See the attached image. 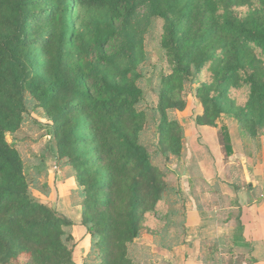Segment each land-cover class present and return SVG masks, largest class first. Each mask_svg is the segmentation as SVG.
Instances as JSON below:
<instances>
[{
  "label": "trees",
  "instance_id": "obj_1",
  "mask_svg": "<svg viewBox=\"0 0 264 264\" xmlns=\"http://www.w3.org/2000/svg\"><path fill=\"white\" fill-rule=\"evenodd\" d=\"M147 3L151 18L163 22L169 66L152 114L155 152L182 157L186 133L172 114L185 111L186 90L206 68L210 82L193 93L203 108L197 125L217 127L232 115L241 136L257 142L264 136V0ZM137 10L136 0H0V264H76L73 222L32 194L7 140L30 109L52 122L57 163L74 172L81 226L91 237L84 264H134L131 247L144 235L145 214L174 193L142 138L150 126L140 108L143 73L133 64L120 82L92 76L96 65L115 60L119 29L132 26ZM245 89L247 101L234 111L230 94Z\"/></svg>",
  "mask_w": 264,
  "mask_h": 264
},
{
  "label": "rangeland",
  "instance_id": "obj_2",
  "mask_svg": "<svg viewBox=\"0 0 264 264\" xmlns=\"http://www.w3.org/2000/svg\"><path fill=\"white\" fill-rule=\"evenodd\" d=\"M136 2L138 10L133 17L132 26H124L119 29V36L113 46L116 53L115 60L108 65H96L92 76L98 80L110 79L113 82H120L122 71L133 64L143 73V78L139 81V86L144 93L140 108L150 114V126L142 138L153 155L154 161L166 174V181L174 189V193L165 196L158 203L154 212L145 214L142 221L144 235L132 245L131 257L134 264H172L169 258L170 252L173 253L175 248L180 246L182 240L179 237L186 233L182 229L185 221L186 203L187 207L188 203L198 201L197 199L210 203V195L199 194L197 191L185 194L181 188L184 183V174L192 177L189 183L195 186L196 178L193 177V173L196 174V171L199 170L198 164H195L198 158L197 153H199L196 148L197 146L199 148L206 147L202 143L200 128L197 125V118L203 114V108L193 93L200 84L210 82V71L206 68L199 75V85L188 86L186 92L189 94V99L185 111L172 114L183 125L186 133L184 155L180 158L164 159L155 152L158 136L156 135V123L152 117L158 104L161 78L169 73L168 61L160 48L163 22L151 18L147 0H136ZM76 10L75 8V12H72L73 16H75ZM236 13L239 16H244L248 10L244 8L237 10ZM247 94V89L232 91L227 105L237 111L245 105ZM216 128L223 149L227 145L230 147V135H233L244 153H253L255 150L258 153L261 151L259 154L263 155L261 140L264 136L258 138L257 142L254 139L243 138L234 116L222 115L217 121ZM189 129L193 130L194 142L188 139ZM226 137L229 138V141ZM7 140L22 157L26 173L32 183V194L49 207L54 209L55 206L60 209V213L73 222L74 225L67 230L74 236L76 243L75 263L84 264L91 251V237L81 226V212L76 209L79 198L74 172L70 168H62L57 163L52 122L41 110L30 109V112L25 116L22 128L16 134H8ZM258 146L261 147V150L258 149ZM189 152L193 155V157L190 155L192 160L188 158ZM218 206L221 207L222 203H219ZM169 219L173 222V226L168 224ZM220 256L223 260H229L227 250H223ZM174 263L178 264L177 261Z\"/></svg>",
  "mask_w": 264,
  "mask_h": 264
},
{
  "label": "crops",
  "instance_id": "obj_3",
  "mask_svg": "<svg viewBox=\"0 0 264 264\" xmlns=\"http://www.w3.org/2000/svg\"><path fill=\"white\" fill-rule=\"evenodd\" d=\"M198 128L207 148H196L198 158L193 162L199 170L193 173L195 186L189 183L192 177L184 174L181 188L185 194L197 191L210 195V203L199 199L188 203V207L186 203L182 227L186 233L179 237L180 246L170 252V261L172 264L176 261L178 264H231L241 260L238 264H264V138L262 156L261 151L244 153L233 135H230L231 151L228 152L221 146L216 127ZM192 131L189 129L187 135L194 142ZM190 155L189 152L188 158L192 160ZM54 209L60 212L55 206ZM76 209L81 212L80 206ZM223 250H227L228 261L220 256Z\"/></svg>",
  "mask_w": 264,
  "mask_h": 264
}]
</instances>
